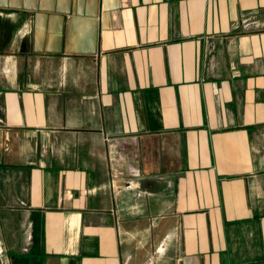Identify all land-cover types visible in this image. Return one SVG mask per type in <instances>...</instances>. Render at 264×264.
<instances>
[{
    "label": "crops",
    "instance_id": "1",
    "mask_svg": "<svg viewBox=\"0 0 264 264\" xmlns=\"http://www.w3.org/2000/svg\"><path fill=\"white\" fill-rule=\"evenodd\" d=\"M2 264H264V0H0Z\"/></svg>",
    "mask_w": 264,
    "mask_h": 264
},
{
    "label": "water",
    "instance_id": "2",
    "mask_svg": "<svg viewBox=\"0 0 264 264\" xmlns=\"http://www.w3.org/2000/svg\"><path fill=\"white\" fill-rule=\"evenodd\" d=\"M0 264H2V262H1V257H0Z\"/></svg>",
    "mask_w": 264,
    "mask_h": 264
}]
</instances>
